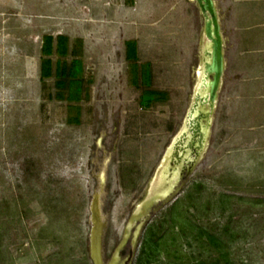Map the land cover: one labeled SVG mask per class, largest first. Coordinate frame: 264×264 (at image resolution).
<instances>
[{"label":"rangeland","instance_id":"obj_1","mask_svg":"<svg viewBox=\"0 0 264 264\" xmlns=\"http://www.w3.org/2000/svg\"><path fill=\"white\" fill-rule=\"evenodd\" d=\"M215 1L225 69L208 146L141 229L131 264L148 230L156 247L142 264H264V0ZM201 27L193 0H0V264H94L95 193L101 264H111L189 105ZM73 61L74 101L57 85V67ZM145 89L165 99L144 107Z\"/></svg>","mask_w":264,"mask_h":264},{"label":"water","instance_id":"obj_2","mask_svg":"<svg viewBox=\"0 0 264 264\" xmlns=\"http://www.w3.org/2000/svg\"><path fill=\"white\" fill-rule=\"evenodd\" d=\"M193 1L202 17V27L199 39V63L194 69L195 80L190 102L179 129L165 148L148 181L143 197L132 210L125 233L114 251L111 264L119 261L120 264H131L141 229L160 207L176 196L183 181L202 159L208 146L225 69V39L216 1ZM103 176V172L98 175L100 184L103 182ZM98 196V193L94 194L91 206L95 219L91 233L94 264H101ZM133 225L134 232L130 239L128 253L121 258L120 250L124 247L129 237V229Z\"/></svg>","mask_w":264,"mask_h":264},{"label":"trees","instance_id":"obj_3","mask_svg":"<svg viewBox=\"0 0 264 264\" xmlns=\"http://www.w3.org/2000/svg\"><path fill=\"white\" fill-rule=\"evenodd\" d=\"M52 36L46 35L44 37V40L41 45V52L46 55L41 62H40V78L44 79L51 76V59L48 57L52 52ZM126 57L127 59L135 60V47L134 43L127 41L126 43ZM56 52L59 55H64L66 53V37L63 35H58L57 40V46H56ZM78 69H77V68ZM80 71V65L77 61H73L68 67H57V72L61 76V79L57 82V85L59 87H67L68 94L66 96V99L68 100H78L81 92V83L80 79H78L76 76L78 72ZM133 77L131 79V83L133 85H136V70L135 68L132 69ZM63 79H67V81H64ZM144 82L149 81V75L144 74L142 77ZM165 99V94L163 92H157L150 89H145L140 94L139 103L144 106L148 107L152 102L154 101H163ZM75 121L77 119L75 118ZM147 232V233H146ZM145 232V235L141 245H140V253L136 257L134 264H142L144 262H147L151 258V254L149 251H147L148 248H155V241L152 240L151 231L148 230ZM208 240L210 243L214 244L215 246L219 245V241L216 237H213L211 235H208ZM151 249V250H152ZM198 264H206V263H198ZM211 264V263H210ZM213 264H220L219 261H214ZM225 264H229L228 262H225Z\"/></svg>","mask_w":264,"mask_h":264},{"label":"crops","instance_id":"obj_4","mask_svg":"<svg viewBox=\"0 0 264 264\" xmlns=\"http://www.w3.org/2000/svg\"><path fill=\"white\" fill-rule=\"evenodd\" d=\"M241 28V27H240ZM239 28V30H240V36H242L243 35V33L241 34V29ZM244 37V36H243ZM243 37H242V39H243Z\"/></svg>","mask_w":264,"mask_h":264}]
</instances>
